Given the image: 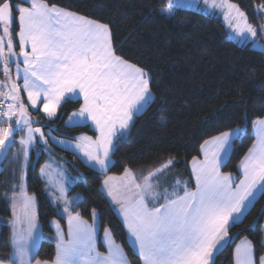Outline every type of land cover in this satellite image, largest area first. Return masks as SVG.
<instances>
[{"label":"snow or ice","instance_id":"1","mask_svg":"<svg viewBox=\"0 0 264 264\" xmlns=\"http://www.w3.org/2000/svg\"><path fill=\"white\" fill-rule=\"evenodd\" d=\"M203 4L220 10L235 38L264 48L260 44L264 40V0L253 6L258 24L232 0H203ZM186 6L181 0H167V6L161 4V12L172 16L174 7ZM0 73V160L11 154L17 165L7 196L11 233L5 259L9 264H33L43 234L35 196L26 190L31 149L42 142L45 151H50L52 141L106 174L134 117L154 101L151 77L118 53L109 24L51 0H0ZM80 100L71 114H63L67 115L66 126L93 127L95 137L80 135L71 142L58 139L52 135L55 128L41 125L29 110L42 113L48 121L59 120L63 119L59 109ZM251 123L255 142L239 162V178L221 168L231 158L235 141L245 133L243 124L218 130L200 145L202 158L193 156L190 162L194 187L179 179L164 186L175 166L174 157L139 174L125 167L120 176L105 175L103 190L116 206L114 211L140 264H217V255L229 242L234 243L231 229L242 224L264 197V117ZM51 170L52 165L46 163L41 174L53 201L63 203L61 214L67 217L68 227L65 233L59 221H52L55 256L51 261L37 259L35 264H132L108 227L103 230L107 251H98L97 210H91V223L74 213L76 201L66 195L63 173L57 171L58 179H52ZM260 215L264 209L248 230H256ZM259 231L264 233V224ZM260 247H264V236ZM256 248L245 236L235 246L234 264H264V255L257 259Z\"/></svg>","mask_w":264,"mask_h":264},{"label":"trees","instance_id":"2","mask_svg":"<svg viewBox=\"0 0 264 264\" xmlns=\"http://www.w3.org/2000/svg\"><path fill=\"white\" fill-rule=\"evenodd\" d=\"M245 11L249 19L258 24L254 4L261 0H232ZM51 3L69 11L109 24L118 53L130 62L145 69L151 77L154 101L135 117L112 155L113 164L106 174L89 166L71 152L64 151L49 142L50 151L63 162L78 180L73 192L82 193L75 209L91 221V210L99 214L100 248L104 249V228L112 230L132 264H140L123 227L122 221L103 190L105 175L120 176L125 167L139 174L144 169L158 166L168 157L175 158V166L168 174L170 181L192 179L190 162L193 156H201L200 145L204 140L227 130L244 125L245 133L233 146L231 158L223 167L224 172L240 175L238 165L255 142L251 121L264 117V52L242 45L229 37L225 24L217 17L201 11L178 8L173 17L161 12V4L167 0H51ZM0 77L3 78L2 73ZM81 101L69 102L61 115L71 114ZM67 115L63 119L40 124H51L61 137L97 133L90 126L67 127ZM48 130L47 127L44 128ZM45 146V145H43ZM47 152H33L35 167L29 173V192L39 203V218L46 234H54L52 220L61 217L45 191L40 167L47 160ZM146 174V172H144ZM0 178V216L11 217L4 198L5 187ZM264 209V197L246 214L243 223L233 227L230 242L216 257L217 264H234V249L245 236L257 246L256 256L264 255L260 247L264 233V215L259 216L255 231L248 230ZM55 242L45 239L37 252V258L51 261L55 256ZM10 252V228L0 223V260Z\"/></svg>","mask_w":264,"mask_h":264},{"label":"rangeland","instance_id":"3","mask_svg":"<svg viewBox=\"0 0 264 264\" xmlns=\"http://www.w3.org/2000/svg\"><path fill=\"white\" fill-rule=\"evenodd\" d=\"M181 3H183L185 5H188V6H186V7H174L173 8L174 15H175L176 10L178 8H187V9H192V10H196V11H201V12H204V13H206L208 15H213V16L219 18L225 24V26L227 28L226 22H225V20L223 18L222 13L220 12V10L219 9H213L211 7H206L203 4V0H181ZM165 6H167V4ZM164 14L167 15L166 13H164ZM174 15H172V16H168L167 15V16L168 17H173ZM227 31H228L229 37L232 40L236 41L237 43L242 44V45L251 44L253 48H255V49L259 50V51H263L264 52V48L258 47L254 43H252V42H247V43L242 42L238 38H235L234 35L229 32L228 28H227ZM260 44L261 45H264V40L260 41ZM0 79H3V78L0 77ZM252 131L254 133L253 128H252ZM254 135H255V133H254ZM16 139L18 140L19 139V136H17ZM35 147L32 148L31 151H30V160H31V163L29 164L28 170H27V188H26V190L28 189V186H29V179H28L29 178V173L35 167V162L33 160V152H34ZM46 152L49 153V156H51V152L50 151H46ZM38 155H41V153L38 154ZM200 157L202 158V155ZM52 158L50 159L49 163L52 162L51 165H52V168L53 169L56 168V167L59 168V166H63V168H65V167L67 168V166L63 162H62L63 165H61V161H58L54 157H52ZM16 167H17V165L12 163V156H11V154H9V157L7 159L0 160V178H1L2 175H4V178H3V180H2L1 183L4 185L6 192L9 193V194L11 193V184L14 183V181L12 179V172H13V170ZM223 167L221 168V171H223ZM190 168H191V164H190ZM67 169L69 170V168H67ZM68 174L63 173V176L65 178L64 179V184H65V187L67 188L66 195H67L68 199L74 200V201H78V199H80V197L81 198L83 197L82 193H79V191L78 192H73L72 191L73 190V187H74V185L76 183V181L78 180V178L74 174H72V173H68ZM232 174L235 177H237V178H239L241 176V173L239 175L237 173H233L232 172ZM70 178H71V180H74V185L71 186V187L68 185V182H70ZM53 179H58V177L57 176H54ZM179 180H181V181H188V182H190V185L189 186L190 187H194V180L193 179H186V180L179 179ZM174 182L175 181H170L168 179V180H165L163 182V184H164L165 187H167V186H169V184L174 183ZM237 182H238V179H237ZM45 191H46L47 194L50 193L49 192V187L45 188ZM8 201H9V199H8ZM7 204L9 206V208H10V203L8 202Z\"/></svg>","mask_w":264,"mask_h":264},{"label":"crops","instance_id":"4","mask_svg":"<svg viewBox=\"0 0 264 264\" xmlns=\"http://www.w3.org/2000/svg\"><path fill=\"white\" fill-rule=\"evenodd\" d=\"M17 51H18V49H17ZM153 94V93H152ZM22 97H23V99H24V101H25V103H27V98H26V94H23L22 93ZM81 101V103H82V100H80ZM63 108V107H62ZM62 108L61 109H59L58 110V114L59 115H61V111H62ZM31 112H32V115H33V117L34 118H36V119H39V121L40 122H42V120H44V118H43V114L42 113H37V112H35L34 110H32V109H29ZM144 112V111H143ZM136 117V116H135ZM135 117H134V119H135ZM67 121V120H66ZM42 125V124H41ZM37 126H39V125H37ZM93 128V127H92ZM94 129V128H93ZM48 130H46L45 132H47ZM52 135H54V136H56L58 139H61V140H67V141H74V139H68V138H64V137H61V136H59V135H57L55 132H53L52 133ZM84 135H89V134H84ZM89 136H92V135H89ZM94 137V136H93ZM51 143H53L55 146H57L58 148H60V149H62L63 150V148L61 147V146H58L57 144H55L54 142H52V141H50ZM43 149L45 150V146H43V143L42 142H40V143H38L37 145H36V147H35V149H34V152H36V154L38 155V154H40V153H42V151H43ZM65 151V150H64ZM51 152V151H50ZM67 152H71V151H67ZM71 153H73V152H71ZM74 154V153H73ZM47 155H48V157H47V160H46V162H45V164L46 163H49V161H50V159L52 158V157H54V158H56L55 157V155L53 154V153H51V156H49V153H47ZM76 155V154H75ZM79 159H81L82 161H84V158L82 157V156H79V155H76ZM53 159V158H52ZM57 160H58V158H56ZM58 161H60V160H58ZM112 161H113V159H112ZM52 162H50V164H51ZM85 163V162H84ZM45 164H43V165H45ZM86 164V163H85ZM113 164V163H112ZM112 164L110 165V167H109V170H110V168H111V166H112ZM42 165V166H43ZM61 165H63L62 164V162H61ZM87 165V164H86ZM41 166V167H42ZM88 166V165H87ZM41 167H40V174H41ZM68 168V167H67ZM66 167L65 168H63V166H59V168H52V170H51V173H50V177L53 179L54 178V176H57L56 175V173H57V171H59L60 173H66V174H68V173H72V172H70V170H68ZM95 170V169H94ZM108 170V171H109ZM96 171H98V170H96ZM100 172V171H99ZM69 175V174H68ZM41 176H42V174H41ZM111 176V175H110ZM43 178V181H44V183H45V179L46 178H44V177H42ZM68 185L71 187V186H73L74 185V180H71V178H70V182H68ZM48 186H46V183H45V188H47ZM27 192L29 193V195H33V194H31L30 192H29V186H28V189H27ZM10 196L11 195V193L9 194V193H7L6 191H5V193H4V198H5V200H6V202L8 203H10V200L8 201V199L6 198L7 196ZM48 196H49V198H50V200L52 201V203L54 204V206L57 208V210L59 209L60 211L58 212L59 213V215L61 216V217H63V218H65V220H66V225L65 226H63V224H62V222H61V220L60 219H54V220H57V221H59V223H60V225H61V227H62V229L65 231V233L67 232V217L66 216H63L62 214H61V212H62V209H63V203H56V202H54L53 201V198H52V196L50 195V193H48L47 194ZM109 199H110V197H108ZM35 199H36V209H37V213H38V223H39V226H40V230H41V232H42V234H43V237H42V239H41V241L39 242V247H38V250H39V248H40V246H41V243L45 240V239H50V240H52V241H54L55 243H56V229H55V225L52 223V227H53V230H54V234H52V235H49V234H46L45 232H44V230H43V228H42V225H41V223H40V218H39V203H38V200H37V198L35 197ZM81 200H82V198L80 197V199H78V201H76V207L78 206V204L81 202ZM111 201V200H110ZM113 205V204H112ZM76 207L74 208V213H75V209H76ZM113 207H114V209H115V205H113ZM11 211V210H10ZM82 216V215H81ZM83 217V216H82ZM84 218V217H83ZM11 219V217H9V218H7V217H4V216H0V223H3V224H8L9 225V228H10V233H11V226H10V224L9 223H7V221H9ZM84 219H86V218H84ZM87 220V219H86ZM53 221V220H52ZM89 221V220H88ZM90 223H91V221H89ZM103 237H104V234H103ZM103 237H102V241H103ZM99 238H100V223H99V232H98V240H97V249H98V251H100V252H102V253H106V251H107V249H106V247H105V245H104V249H102V248H100V244H99ZM129 239V238H128ZM129 242H130V240H129ZM240 242V241H239ZM116 243H118L117 241H116ZM230 243V242H229ZM104 244V243H103ZM118 244H120V243H118ZM124 249V248H123ZM125 251V250H124ZM38 252V251H37ZM126 253V252H125ZM36 256H37V254H36ZM34 257V259H33V264H35V261L38 259L37 257ZM257 257V256H256ZM129 259V258H128ZM39 260H41V261H45V260H42V259H39ZM3 264H9V261H3Z\"/></svg>","mask_w":264,"mask_h":264},{"label":"water","instance_id":"5","mask_svg":"<svg viewBox=\"0 0 264 264\" xmlns=\"http://www.w3.org/2000/svg\"><path fill=\"white\" fill-rule=\"evenodd\" d=\"M44 131H45V129H44Z\"/></svg>","mask_w":264,"mask_h":264}]
</instances>
